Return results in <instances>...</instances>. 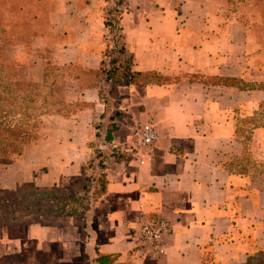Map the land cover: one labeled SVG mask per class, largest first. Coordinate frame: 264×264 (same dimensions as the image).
I'll return each instance as SVG.
<instances>
[{
  "label": "crops",
  "instance_id": "0c3cea01",
  "mask_svg": "<svg viewBox=\"0 0 264 264\" xmlns=\"http://www.w3.org/2000/svg\"><path fill=\"white\" fill-rule=\"evenodd\" d=\"M116 1L53 0L30 43L47 54L37 57L40 74L48 59L96 72L104 54L122 45L132 71L159 81L117 87L115 108L107 111L98 89H79L74 73L66 76L63 100L86 106L39 118L37 138L4 170L19 168L12 185H69L92 156L87 144L97 126L104 129L114 111L120 119L108 144L125 155L107 162L105 192L83 228L64 217L59 227L25 225L26 239L65 245V264H94L96 254L114 264H264V172L246 169L240 135V121L257 115L264 91L241 86L253 67L244 24L224 15L221 0ZM149 120L157 137L139 164L130 133ZM248 130L251 160L262 161L264 127ZM153 220L170 226L157 257L137 238L140 225ZM18 241L0 247L12 252Z\"/></svg>",
  "mask_w": 264,
  "mask_h": 264
},
{
  "label": "trees",
  "instance_id": "16d2710c",
  "mask_svg": "<svg viewBox=\"0 0 264 264\" xmlns=\"http://www.w3.org/2000/svg\"><path fill=\"white\" fill-rule=\"evenodd\" d=\"M120 3L121 0L116 1L117 5ZM16 11L24 14L17 27L28 26L27 19L33 20L35 17L31 10H23V7ZM4 29L0 26V168L9 159L21 156L23 148L35 139L41 116L66 117L86 106L80 101L68 103L63 100L62 87L66 76H72L71 73L78 80L79 89H98V99L105 104L107 111L115 108L117 87L159 81L154 73L132 71L130 59L123 56L122 45H115L104 54L96 72L83 71L76 66L57 67L48 59L39 77H31L23 73L20 64H16L11 57L9 47L18 40L19 33ZM42 57L47 59V54H42ZM119 119L115 111L107 117L102 136L96 132L95 139L87 144L92 149L91 158L82 165L80 175L71 179L67 187L0 190V229L30 224L52 226L64 217H73L83 228L90 209L106 188L104 171L108 163L104 162L105 155L97 149L96 141L110 142L111 132L117 129ZM112 155V162L120 161L125 153L114 149ZM93 263L114 264L111 256L98 254ZM0 264H4L2 260Z\"/></svg>",
  "mask_w": 264,
  "mask_h": 264
},
{
  "label": "rangeland",
  "instance_id": "374dc122",
  "mask_svg": "<svg viewBox=\"0 0 264 264\" xmlns=\"http://www.w3.org/2000/svg\"><path fill=\"white\" fill-rule=\"evenodd\" d=\"M52 2L53 0H0V26L5 27V31L16 30L19 33L18 40L9 47L11 57L16 64H20L19 66L22 67L23 73L34 78L39 77L40 68L37 57L42 54H38L36 51L33 52L30 43L37 31L44 29L45 16L52 9ZM13 7L15 9L11 10ZM22 7L23 10H31V14H34L35 17L33 20L27 19L28 26L17 27L24 14L22 11H16V9ZM217 7L225 10L224 15L227 18L243 23L246 29L245 39H247V44H249L252 52L250 57L253 61V67L246 72L249 81L242 82L241 86L264 91V0H221ZM253 120L256 122L254 123ZM251 124L264 127V104L259 106L256 116L240 121V126H242L240 135L245 140L246 145V169L250 170L249 168L254 167L253 169L264 172V160H254V162L251 160V153L253 151L250 148V133L248 130ZM99 126V130H96V132H99V136H102L103 124L100 123ZM38 132L39 127L37 128L35 139L38 136ZM263 151L264 148L260 150V156H264ZM106 152L103 151V154ZM15 160L17 158L9 159L7 164L0 168V190L13 191L18 189L19 191H30L48 188H37L31 181L20 182L16 186H13L12 177L14 173H18L19 168H14L13 171L11 170V173H4V170L6 166L12 164ZM55 187L65 188V179L59 181ZM62 220L63 218H60L56 224L46 227H59L62 225ZM76 224L79 225L78 220H76ZM24 227L20 226L12 229L4 227L0 229V245L9 240H19L18 242L20 243L19 247L12 252L4 253V248L0 247V260L4 264H65V245L35 244L30 239H26ZM72 264H77V262L73 261ZM86 264L91 263L86 262Z\"/></svg>",
  "mask_w": 264,
  "mask_h": 264
},
{
  "label": "built area",
  "instance_id": "2783aa9c",
  "mask_svg": "<svg viewBox=\"0 0 264 264\" xmlns=\"http://www.w3.org/2000/svg\"><path fill=\"white\" fill-rule=\"evenodd\" d=\"M146 3H152L153 0H141ZM157 137L156 130L149 120L142 125L136 126L130 133V154L137 159L139 164H143L149 156L153 142ZM99 151H107L105 161L112 160V153L115 147L108 143L96 141ZM170 233V226L164 220H153L140 225L137 231V238L142 251L149 253L153 257L163 254V238Z\"/></svg>",
  "mask_w": 264,
  "mask_h": 264
}]
</instances>
